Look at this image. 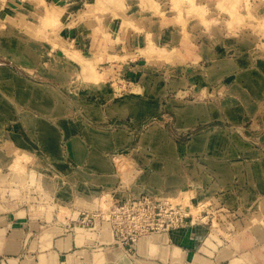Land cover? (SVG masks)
Wrapping results in <instances>:
<instances>
[{
  "label": "crops",
  "instance_id": "crops-1",
  "mask_svg": "<svg viewBox=\"0 0 264 264\" xmlns=\"http://www.w3.org/2000/svg\"><path fill=\"white\" fill-rule=\"evenodd\" d=\"M160 30V57L105 64L108 83L80 98L0 61V161L17 150L48 166L50 182L43 202L1 193L0 264H188L211 209L244 205L238 194L251 184L260 195L264 30L215 38L193 28L184 42L176 28L174 45ZM192 187L214 198L197 214L202 202L169 200ZM141 195L189 209L185 224L135 243L120 236L111 202Z\"/></svg>",
  "mask_w": 264,
  "mask_h": 264
},
{
  "label": "rangeland",
  "instance_id": "rangeland-1",
  "mask_svg": "<svg viewBox=\"0 0 264 264\" xmlns=\"http://www.w3.org/2000/svg\"><path fill=\"white\" fill-rule=\"evenodd\" d=\"M69 2L72 10L66 9V0H0V61L12 63L36 78L57 79L64 86L63 91L76 98L82 92H99L108 83L100 72L113 60L160 57L161 28L169 30L164 36L172 45L179 34L176 28L182 29L184 42L193 40V28L200 31L195 37L215 38L242 35L249 29L259 36L256 31L264 30V0ZM47 11L55 15L48 17ZM173 53H169V58ZM3 147L0 140L1 155L5 152ZM13 152L14 158L0 161V196L10 191L12 196L43 202L49 197V167L23 160L17 150ZM11 172L16 174L13 178ZM220 172L225 174L226 167ZM205 180L208 187L210 177ZM221 188L223 195L226 185ZM190 190L184 193L183 200H169L202 202L191 211L197 214L204 202L214 199L210 192H197L194 187ZM217 200L232 201L224 196ZM238 200L244 205L232 210L210 208L204 240L188 264H264V181L260 180V195L251 184L250 190L238 194Z\"/></svg>",
  "mask_w": 264,
  "mask_h": 264
},
{
  "label": "built area",
  "instance_id": "built-area-1",
  "mask_svg": "<svg viewBox=\"0 0 264 264\" xmlns=\"http://www.w3.org/2000/svg\"><path fill=\"white\" fill-rule=\"evenodd\" d=\"M188 213L182 205L169 207L167 201L148 195L114 200L110 204L117 231L131 243L141 236L184 225Z\"/></svg>",
  "mask_w": 264,
  "mask_h": 264
}]
</instances>
